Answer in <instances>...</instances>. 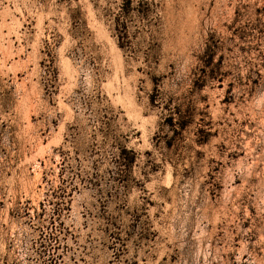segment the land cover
<instances>
[{"label": "rangeland", "instance_id": "obj_1", "mask_svg": "<svg viewBox=\"0 0 264 264\" xmlns=\"http://www.w3.org/2000/svg\"><path fill=\"white\" fill-rule=\"evenodd\" d=\"M0 264H264V0H0Z\"/></svg>", "mask_w": 264, "mask_h": 264}]
</instances>
